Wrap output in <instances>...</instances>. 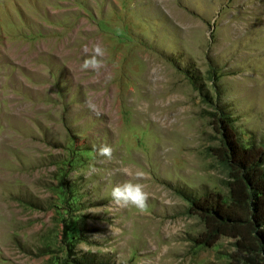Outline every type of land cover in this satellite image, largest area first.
<instances>
[{"label": "rangeland", "instance_id": "rangeland-1", "mask_svg": "<svg viewBox=\"0 0 264 264\" xmlns=\"http://www.w3.org/2000/svg\"><path fill=\"white\" fill-rule=\"evenodd\" d=\"M215 106L264 143V0H0V264H229L187 213L227 194ZM141 170L147 210L114 204Z\"/></svg>", "mask_w": 264, "mask_h": 264}, {"label": "trees", "instance_id": "trees-1", "mask_svg": "<svg viewBox=\"0 0 264 264\" xmlns=\"http://www.w3.org/2000/svg\"><path fill=\"white\" fill-rule=\"evenodd\" d=\"M208 115L217 141L208 151L226 172L227 194L186 198L187 213L203 226L195 244L212 247L229 238L234 240L229 264H264V143L244 146L221 107Z\"/></svg>", "mask_w": 264, "mask_h": 264}, {"label": "clouds", "instance_id": "clouds-1", "mask_svg": "<svg viewBox=\"0 0 264 264\" xmlns=\"http://www.w3.org/2000/svg\"><path fill=\"white\" fill-rule=\"evenodd\" d=\"M84 56L79 67L82 72H99L103 67V57L105 49L99 44H85L82 48ZM86 106L92 111L93 115L99 117L101 115L96 105L88 101ZM96 155L106 159H111L113 149L108 144H101L95 148ZM143 171H137L132 179L125 180L120 184L111 187L109 195L114 204L120 207H133L139 212L143 213L147 210L149 195L145 191L144 184L141 182L143 179Z\"/></svg>", "mask_w": 264, "mask_h": 264}]
</instances>
